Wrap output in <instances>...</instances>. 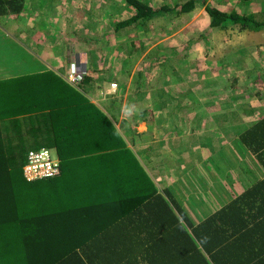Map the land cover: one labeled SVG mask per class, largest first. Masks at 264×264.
<instances>
[{
    "label": "trees",
    "instance_id": "trees-1",
    "mask_svg": "<svg viewBox=\"0 0 264 264\" xmlns=\"http://www.w3.org/2000/svg\"><path fill=\"white\" fill-rule=\"evenodd\" d=\"M26 1L0 0L2 29L27 34L34 27L29 17L35 15L37 20L46 3ZM109 1L97 20L93 8L75 9L71 15L78 18L76 25L90 36H99L96 43H102L99 49L93 47L96 43L89 36L81 45L105 62L120 57L127 66V72L114 74L121 95L127 89L129 63L145 52L143 44L127 34L134 31L131 34L158 39L151 34L156 17L169 22L204 5L209 19L206 30L226 31L235 25L241 32L264 30V3L257 14L245 13L252 0L211 4L169 0L171 6L166 0ZM227 6L228 11H222ZM90 23L97 27L91 28ZM12 46L10 39L4 44L0 40V264H264V115L231 142L254 154L246 166H255L261 174L254 176L251 170V180L238 183L234 192L217 187L218 199L187 203L185 208L169 189L159 192L154 180L130 168L127 158L130 155L135 161V156L126 148L128 129L124 137L115 128L119 114L115 99L108 101L107 110L91 102L97 87L109 83L112 72L99 70L89 76L86 71L71 83L39 62L23 63L27 54H12L8 50ZM157 59L164 65L170 56ZM244 61L249 63V58ZM241 62L233 67L239 70ZM26 66L33 73L23 75ZM248 67L241 79H253V63ZM233 79L239 82L233 75L231 86ZM144 88L135 85L131 96L144 99ZM259 90L256 87L257 93H263L264 86ZM178 106L184 107L183 100ZM131 130L135 141L140 135ZM44 149L58 162V173L26 181L23 167L28 152ZM216 152L224 155L221 147ZM229 155L234 163L236 153ZM199 205L210 207L205 211ZM188 207L198 208L201 218L192 211L191 215Z\"/></svg>",
    "mask_w": 264,
    "mask_h": 264
},
{
    "label": "crops",
    "instance_id": "crops-1",
    "mask_svg": "<svg viewBox=\"0 0 264 264\" xmlns=\"http://www.w3.org/2000/svg\"><path fill=\"white\" fill-rule=\"evenodd\" d=\"M68 1L71 3V9L73 10L79 9L77 8L78 6H76L78 3L80 4V7H82V2L80 0H37V2L46 3L45 9L61 8L66 10L68 9ZM93 1L94 3L96 2L95 6L98 7L99 2L96 0ZM26 2L32 3L33 5L37 3L36 0H27ZM45 9L40 11L41 15L35 21L33 17L35 15L32 16L31 14L29 17L31 19L30 23H32L34 27L31 28L27 34H22V32L10 33L0 27V32L2 33V35L0 34V40L3 44L6 38L11 40L14 46L9 47L8 50L12 51V54H27L28 58L29 56L31 57L29 59H32V63L42 62L46 64V66H44L45 70L55 69L58 71L56 60H53V62H55L54 65L51 64L50 60H48L40 52L37 54V51H34V56L28 53V48L31 50L38 48V50H40L41 47L39 44L43 43L44 40H42V38L45 37H49L47 43L55 44V40H57V42L59 41V45L57 46L58 49H66V44L64 45V42L66 41V37H64L65 35L54 36L52 33H58L59 26L62 27L64 23L69 21L68 12L56 18L51 11H48L47 9L45 11ZM32 12L34 13L35 11L33 10ZM48 26H51V28L48 29ZM28 42L32 43L34 47L31 45L28 46ZM48 45L49 44H46L44 46ZM187 46H190L189 50L185 49ZM182 47L183 49L181 51H183V54L180 55L179 62L183 66H178L174 70L176 73L181 75V79L173 77L170 81H168L167 78L160 76V73L164 72L163 70H160L158 72V77L156 78L157 83H149L143 80L136 83V85L141 87L156 88L155 91L149 92L144 99L140 100V104L144 103L148 107V111H150V113L142 112L145 110L139 108V113L130 119L125 118L124 116L119 118L118 114L117 121H115V128L118 129L121 134L128 129V137H125L123 133L127 143L126 148L131 150L135 156V161L130 157V155L127 158L129 166L131 169L136 168L138 174H144L146 177H149L150 180H157L158 182L155 183L156 187L158 191L162 193L166 192L165 189H169V192L172 193L170 189H174V187H169V184L164 182L165 180H206L205 178L208 180V172L206 171L210 168V166L205 164V162L208 161L212 162L218 174L219 172L222 174V176H220L221 179H218L219 182L220 180H235L236 182L232 185V187L236 185L240 186L238 183L243 182V180H239V177L243 178L244 176V173H241L240 171L247 174L248 172L251 174V170L255 171L256 174L254 176L261 174V172L253 165L247 164L246 166L247 161L248 163H251L250 156H253L254 154L250 155L245 150H241L232 145L231 142L236 140L238 134L244 129H247L251 123L255 124L256 121L258 123L259 120L262 119L264 115V93H257L256 86H252L253 83H250L248 78L244 76L243 79L239 82H234V86L229 88L231 96L235 94L232 96V99L237 100V102L239 101L240 104L235 107L234 115L229 119V122L227 119V122L224 123L228 124H221V127L214 131L212 128L206 129L204 127L205 124L199 126V122L202 120L204 122L210 121L212 117L211 113L208 114L207 112L202 111L198 112L200 105H205L204 109L206 110V108H208L207 100L210 102V98L214 96L209 93L210 90H206L208 79H210L209 73L212 74L211 69L216 71L218 68L221 70L226 66L221 65L218 67L217 65L212 67V64H210L207 60V51H200L199 49L202 47L196 41H192L190 39L189 43L184 44ZM197 50H199L203 56L201 55L200 57H197L195 55L198 53ZM78 56L79 61H82L86 54H79ZM174 62L179 63L178 61L169 62L171 66L170 70L176 66ZM227 67L229 68V66ZM28 68L29 67L26 66L21 73L23 75L28 74L29 72L33 73V71ZM163 68H165V64L162 65L160 69ZM232 69L234 70L233 66ZM221 71L226 72L227 70L225 69ZM197 73L201 75V78L205 82V84L204 82L201 83L204 87L198 86L195 82L197 79ZM226 77L230 79L231 75H227ZM113 78L114 76L111 77V79ZM111 83L112 82L109 84ZM129 83L133 84V80L131 78L128 80V84ZM202 88H204L206 92L204 90L198 92L197 89L201 90ZM176 89L178 90L176 94H187V97L182 99L184 105L182 109H179L178 106L179 101H181L180 95L175 96L173 93V90ZM161 90H165L164 93ZM167 91H170V93ZM135 105L138 106L137 103H135ZM172 106H174L176 111L170 113L168 109ZM158 107L160 108V111H153L154 108ZM151 117L156 120L159 119V123L156 125V122ZM233 123L238 124L232 125ZM120 126L123 127V130L119 129ZM132 128L140 135L135 141H132L131 139L133 137L130 136V133H133L131 130ZM218 131L221 132L218 133ZM211 135L220 137V140L213 141ZM225 146H228L230 150L228 151L225 148L224 155L220 154L222 160L215 162L218 158L216 147H221L223 151ZM230 151L234 154L236 153L237 160H239V162L237 161V163H233L234 159L230 157ZM214 153L216 154L213 155ZM180 155H182L181 158ZM194 156H196L195 160ZM238 156H240L243 160H240ZM240 164L242 165L240 166ZM179 172H184L185 174L183 173L179 175ZM234 172L238 173V178L234 177ZM252 176L253 175H251V177ZM209 182L214 189L219 187V189L224 190L226 187L219 185L222 181L219 184H217L218 181L211 180ZM236 189L237 186L236 188L228 190L234 192ZM226 190L227 189L225 188L224 191L226 192ZM186 192L187 189L182 190V192L180 191L176 200L182 202L185 195L188 196V193ZM181 195H183V197H181ZM215 195V191H209L206 194H201L199 186L193 187V197L197 200L195 199V202L190 196H188V202L207 203L206 198L209 196L215 198ZM209 201L211 202L213 199L210 198L208 202ZM208 207L210 206L204 205L203 207L199 205V209L204 208L205 211L208 210Z\"/></svg>",
    "mask_w": 264,
    "mask_h": 264
},
{
    "label": "rangeland",
    "instance_id": "rangeland-1",
    "mask_svg": "<svg viewBox=\"0 0 264 264\" xmlns=\"http://www.w3.org/2000/svg\"><path fill=\"white\" fill-rule=\"evenodd\" d=\"M82 2V7H80V4H76L78 6L77 8H84L85 11H87L89 8L95 9L96 14V20L99 17V15H104L105 13V5L107 2H111L109 0H96L99 2V6L96 8L93 0H80ZM202 1V0H201ZM167 4L171 6V3L169 0H166ZM214 0H207V3L211 4L213 3ZM108 3V4H109ZM261 3H264V0H252L250 3L246 4V14H257L256 12L261 9ZM107 4V5H108ZM68 9L71 10L72 5L68 1L67 3ZM222 11H228V6L223 7ZM239 13L241 12V8L238 9ZM230 13V11H229ZM242 14V12H241ZM73 15L69 16L72 17ZM78 18H75L71 21H67L64 23V25L61 27L59 26V31L63 29V33L66 37V41L64 42V45L66 44V49H58L59 41L55 40V44L53 43H47V40L49 37L42 38L43 43L39 44L41 47L40 50L36 48L35 50H31L28 48V53L32 54L34 51H37V54L40 52L42 55H44L48 60H50L51 64L55 65V62L53 60H56L58 66V71L57 70H52L55 72H59L58 75L62 78L67 77L68 82L74 83L77 81L78 75L84 74L86 71L88 72L89 76H94L97 74V71L103 70L108 72H112V76H114V73L120 71L122 74L127 72L126 68L127 66L125 63H122V60L120 57H113L109 62H105V58L101 56H96L93 53L89 51L88 46L85 44L81 45V42L83 39L86 37H89L91 35V32L89 33L88 30L84 27H80L79 25H76V21ZM209 23V19L207 18V14L204 10V5L200 8L195 9L193 12L183 15L180 18H174L171 21H166L164 17H156L152 22V29H151V34L153 36H159L158 39L153 40L151 36L148 34L147 36L143 34H136L133 35L131 33H134V31H130V33L127 34V36H132L133 39L132 41L136 43H142L143 46L145 47V52L142 54L141 57L138 59L134 60L133 62H130L129 64L131 65V70L128 72V80L131 78L133 80V84L129 83L127 80V89L124 94H118L119 89L115 87V89L111 88L112 84L117 85L116 82H118V77H114L109 81L112 82L111 84H106L105 82L101 84V86L97 87L98 89L95 90L93 95L91 96L92 98V103L100 107L102 110H107L109 103L108 101L114 100L115 99V108H118L120 110V106L123 104H135L137 103L138 106L137 108L145 110L142 112H149L148 107L143 103L140 104V101L135 100L134 96L132 97L131 94L133 93L134 86L136 85L137 82H140L141 80L149 83H155L156 78L158 77V72L160 70H163L165 74L160 73V76H163L164 78H167L168 81H170L173 77L174 78H179L181 79V75L176 73L175 75L173 74L174 70L178 66H183L180 64L179 59L180 55L183 54V45L188 44L190 39L192 41H196L202 48L199 49L200 51H207V60L209 61L210 64H212V67H215L218 65V67L221 66L219 63L220 60L221 62L224 63L226 67H223L221 70H227L226 72L221 71L219 68L214 71L211 69L210 79H208L206 90H210L209 93L214 95L211 97V101L208 102V108L206 110L204 109L205 105H200L198 112H207L208 114H212V117L210 121L204 122L203 120L199 122V126L205 124V128H212L213 131L216 129H219L221 127V124H224L225 122H229V119L234 115V109L236 106L240 104V102L235 99H232V96L230 94L229 88L234 86L231 84V78H227V75H231V77L234 75L235 77H238L239 81L241 80V73L244 70L250 69L248 67V64L250 62L254 63L253 68H255V72L253 75V79H249V82L253 83L252 86H256L259 89L263 88L264 86V30L258 33L254 32H249V31H243L241 32L239 30V25L231 26L229 27L226 31H219L217 29H207V25ZM177 24V25H176ZM101 25V24H100ZM99 25V26H100ZM88 26H91V28L97 27L96 24H88ZM106 30L101 33L104 34ZM128 32V30L126 31ZM18 33V32H17ZM22 36V35H21ZM20 37V36H19ZM89 39V38H86ZM85 39V40H86ZM90 39L92 43H96L97 39H99V36L92 35L90 36ZM104 39V37H102ZM107 39V38H105ZM18 40V38H17ZM65 40V39H64ZM153 40V42H151ZM46 44H49L48 46H44ZM102 44V43H101ZM101 44H94L93 47H97L98 49L101 47ZM28 46L34 47V45L30 42L27 43ZM93 45V44H92ZM140 45V44H139ZM90 46V45H89ZM200 48L199 46H197ZM175 48V52L173 49ZM198 51L197 54H195L197 57H200L202 54L200 51ZM179 51V52H177ZM79 54H86L85 58L82 61H79ZM227 55H232L231 59L227 60L225 58ZM161 56H170V59L165 63V68L160 69L161 66L163 65L162 63L159 64L157 62L158 59ZM203 56V55H202ZM100 57V58H99ZM29 58H31L29 56ZM23 59V63H29L28 61L32 62V59ZM202 58V57H201ZM225 58V59H223ZM249 58V63L245 62L244 59ZM110 58L107 57V60ZM242 60L240 65L239 70H237L235 67L234 70L232 69V66L237 65V61ZM251 60V61H250ZM171 61H178L179 63L174 64V66L170 70V64ZM228 62V63H227ZM213 63H217V65H213ZM43 66H46V64L40 62ZM69 65H73L77 69V74L75 70H70L67 71V67ZM140 65V67H139ZM223 65V66H224ZM232 65V66H231ZM239 65V66H240ZM78 66V68H77ZM229 66V68L227 67ZM42 72V71H40ZM139 74H141V78H139ZM197 79L195 82L197 83L198 86L204 87L203 79L201 78L200 74H196ZM207 81V80H206ZM227 82V83H226ZM238 82L235 79L232 80V83ZM157 83V82H156ZM205 84V82H204ZM129 85V86H128ZM131 87V88H130ZM130 88V89H129ZM144 89H147V93L151 91H155V87H145ZM143 89V90H144ZM142 90V89H141ZM142 90V91H143ZM198 92L206 90L202 88L201 90L197 89ZM178 90H173V93H176ZM203 91V92H204ZM264 93V92H263ZM180 95V100H182L184 97H187V94L181 93ZM146 97V96H145ZM148 97V96H147ZM108 104V105H107ZM180 108V107H179ZM160 108H154L153 111H158ZM170 113L175 112L174 106L170 107L169 109ZM160 111V110H159ZM123 115L119 111V118H122ZM155 122L156 125L159 123V119L156 120L155 118L151 117ZM228 124V123H227ZM224 124V125H227ZM238 123H233L232 125H235ZM221 131H218V133ZM212 136L213 141H218L220 140V137L218 136ZM217 150V147H216ZM223 152H225V149H223ZM231 153V151H230ZM214 153L213 155H215ZM218 154V153H217ZM212 155V156H213ZM182 155H180V158ZM243 157V156H242ZM240 160H243L240 156H238ZM196 159V156H194V160ZM219 160H222L220 155L218 154V158L215 162H218ZM239 162V160H236L234 163ZM202 164V163H201ZM206 165H209L210 168L207 169L206 172H208V180H165L167 184H169V187H174L170 189L172 192V195L176 199L177 196H179L180 191L187 189L188 196L192 197L193 196V187L199 186V191L201 194H206L209 191H214V188L212 187L211 183L209 181H218L217 184H219L221 181L222 183L219 185H222V187H225L227 190L231 188H236V186H233L235 184V180H220L219 182V174L216 171L214 165L212 162H205ZM242 164H240L241 166ZM217 167V165H216ZM241 173H244L243 178L239 177V180H250L249 175L243 171H240ZM184 172H179L180 174H183ZM185 174V173H184ZM234 177L238 178V173L234 172ZM221 179V178H220ZM236 179V178H235ZM155 183H157V180H154ZM219 188V187H218ZM224 188V190H225ZM176 191V192H175ZM231 194V193H228ZM185 195V198L182 199V204L183 207L187 208V203L188 202V197ZM218 195H215V198L209 196L206 198L207 203L208 200L211 198L213 201L215 199H218ZM221 197V196H220ZM205 198V197H204ZM196 199V198H195ZM220 199V198H219ZM181 200V198H180ZM197 200V199H196ZM190 206V205H189ZM189 213L191 215H194L192 212L197 214V219L201 218L200 210L198 208L195 209L192 208L190 209L188 207ZM204 210V208H203ZM192 211V212H191Z\"/></svg>",
    "mask_w": 264,
    "mask_h": 264
},
{
    "label": "built area",
    "instance_id": "built-area-1",
    "mask_svg": "<svg viewBox=\"0 0 264 264\" xmlns=\"http://www.w3.org/2000/svg\"><path fill=\"white\" fill-rule=\"evenodd\" d=\"M115 87V84L111 85L112 89ZM23 173L27 180L51 178L58 173V162L52 158L48 150L29 152Z\"/></svg>",
    "mask_w": 264,
    "mask_h": 264
},
{
    "label": "clouds",
    "instance_id": "clouds-1",
    "mask_svg": "<svg viewBox=\"0 0 264 264\" xmlns=\"http://www.w3.org/2000/svg\"><path fill=\"white\" fill-rule=\"evenodd\" d=\"M46 9H45V11H46ZM47 10L51 11L55 15V17L57 18V17H60L62 14L66 13V12H68V15L71 16V13H72L73 9L66 10V9H61V8H53V9H47ZM73 19H75V17L72 16L68 20L71 21ZM61 32H62V30H60V31L58 30V33L53 32L52 34L54 36H61L62 35ZM77 68H78V66H77ZM67 70H70L71 72H72V70H75V72L77 74V69L73 65H69L67 67ZM175 74H176V72L174 71L173 74H171V75H175ZM116 87H117V85H116ZM120 112L122 113V115L125 118H129L130 119V118H132L133 116H136L139 113V109L137 108V106L135 104H123V105L120 106ZM30 152H35V151H30ZM26 158H27V156H26ZM23 176H24V173H23ZM24 178L26 179L25 176H24ZM26 181L33 182V181H36V180H27L26 179Z\"/></svg>",
    "mask_w": 264,
    "mask_h": 264
}]
</instances>
